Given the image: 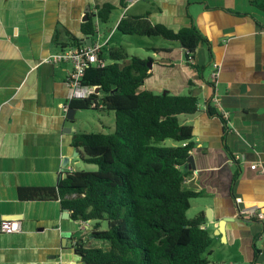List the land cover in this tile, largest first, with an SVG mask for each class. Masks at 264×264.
Wrapping results in <instances>:
<instances>
[{
    "label": "crops",
    "instance_id": "1",
    "mask_svg": "<svg viewBox=\"0 0 264 264\" xmlns=\"http://www.w3.org/2000/svg\"><path fill=\"white\" fill-rule=\"evenodd\" d=\"M251 1L128 0L121 8L119 0H0V222L17 216L22 225L19 232H0V264H85L76 242L107 246L90 238L91 223L64 217L60 200L21 195L22 189L56 188L65 173L83 168L73 140L89 132L77 119L79 110H65L72 66L48 58L96 40L107 51L110 37L102 41L101 22L93 39L82 33L88 15L106 2L120 11L113 31L124 17L145 16L173 31L194 25L207 39L209 46L200 44L191 63L177 44L145 47L140 58L150 60L151 76L143 88L199 98V111L182 118L193 128L195 166L185 167L184 185L198 194L188 212L204 215L203 228L214 235L212 254L220 251L228 264H252L257 249L254 264H264V10ZM208 102L217 113H230L226 134L222 120L207 114ZM252 208L263 219H248L244 211ZM224 219V234L217 235Z\"/></svg>",
    "mask_w": 264,
    "mask_h": 264
},
{
    "label": "trees",
    "instance_id": "2",
    "mask_svg": "<svg viewBox=\"0 0 264 264\" xmlns=\"http://www.w3.org/2000/svg\"><path fill=\"white\" fill-rule=\"evenodd\" d=\"M127 2L119 0V6L125 8ZM251 4L264 10V0ZM116 9L109 2L96 6L82 25L83 35L93 39L96 22L108 23ZM117 30L177 44L187 62L200 44L209 46L194 25L173 31L151 24L145 16L124 17ZM107 56L111 63L89 67L83 79L87 85L99 86L103 97L69 104L71 109L114 113L112 133H82L73 140L82 161L97 169L67 172L56 188L22 189L21 195L28 193V200H60L62 210L74 221L91 223L90 238L107 246L85 247L83 240L76 242L75 254L85 264H215L208 258L213 239L203 228L204 215L187 218L191 200L198 194L184 185L185 166L194 145L193 128L182 118L199 111V98L146 90L143 87L151 76L149 59L128 56L121 47L103 51L100 58ZM206 112L222 120L226 134L227 120L210 102ZM168 139L176 145H162ZM231 159L238 162L232 155Z\"/></svg>",
    "mask_w": 264,
    "mask_h": 264
},
{
    "label": "built area",
    "instance_id": "3",
    "mask_svg": "<svg viewBox=\"0 0 264 264\" xmlns=\"http://www.w3.org/2000/svg\"><path fill=\"white\" fill-rule=\"evenodd\" d=\"M103 46L98 40L93 41L88 45L70 46L50 55L48 62L54 65L69 63L72 68L66 78V86L68 88L67 105L65 110L68 109L70 102L75 100H87L94 96L97 98L103 97V92L99 86L87 85L83 82L85 72L89 67H105L107 65L104 59L100 58L103 52ZM193 58H189L188 62H192ZM215 71L212 72V82L217 77L218 64H213ZM214 99V98H213ZM216 104L218 101L215 100ZM224 119L227 120L230 116L228 111L222 113ZM257 166H251L255 169ZM244 214L248 219L257 215L259 219H263L262 214H258L255 208L247 209ZM22 225L19 219H3L0 222V232L14 233L21 231Z\"/></svg>",
    "mask_w": 264,
    "mask_h": 264
},
{
    "label": "rangeland",
    "instance_id": "4",
    "mask_svg": "<svg viewBox=\"0 0 264 264\" xmlns=\"http://www.w3.org/2000/svg\"><path fill=\"white\" fill-rule=\"evenodd\" d=\"M119 14H120V11L114 12L112 14L111 20L108 23L99 24V30H100L99 35H102L104 37L102 41L110 37L107 50L108 48L115 49L116 47L122 45V47L123 46L125 47L124 49L126 50L127 53L133 56L138 55L139 57L144 58L145 52L148 51L146 50L145 47H150L151 45L153 46V45H156L157 43H162V42L166 43V41H164L160 37L148 38V37H141L137 35H123L118 30L113 31L114 21L117 19ZM106 59L110 61L108 56L106 57ZM210 70L211 68L210 66H208L204 72V76L206 79H208L209 77ZM202 105H203V100L201 99V106ZM77 119H80L79 122L82 124L83 127L86 128V131H88L89 133L90 132L92 133H99V132L112 133L114 131V113L113 112L92 110V109L79 110ZM102 124H104L105 126L102 127L101 126ZM174 144H175L174 141L168 139L162 145L170 147ZM82 166L83 168H81V170H84V171H95L97 169L96 165L87 164L84 162L82 163ZM194 217H195V212L193 210H190L189 212H187L188 219H193ZM103 244L104 243H102V245ZM212 249L213 247L211 246L210 250ZM208 258L212 263H215V264H228V262L225 261V259L221 256V252L218 250H215L213 254L211 253V255H209Z\"/></svg>",
    "mask_w": 264,
    "mask_h": 264
},
{
    "label": "water",
    "instance_id": "5",
    "mask_svg": "<svg viewBox=\"0 0 264 264\" xmlns=\"http://www.w3.org/2000/svg\"><path fill=\"white\" fill-rule=\"evenodd\" d=\"M71 110H74V109H71ZM77 155H78V153H77ZM188 163L191 164L193 168L195 167V166H194V161H193V156H190V157H189V159H188ZM185 167H186V166H185ZM186 169H187V168H186ZM69 215H70V214L67 213V212H64V213H63V216L66 217V218H69ZM206 216H207L208 220H209L210 222H212L213 218H212V216H211V214H210L209 212H206ZM6 219H18V217H17V216H7ZM227 222H229V220H227V219H224L223 221L220 222V224H219V226H218V232L216 233L217 235H222V236H223V234H224V225H225V223H227ZM210 236H211V238L214 237V235H212V234H211Z\"/></svg>",
    "mask_w": 264,
    "mask_h": 264
}]
</instances>
